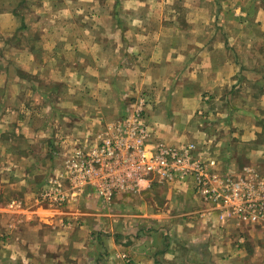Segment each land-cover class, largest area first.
I'll return each mask as SVG.
<instances>
[{
  "label": "crops",
  "instance_id": "0c3cea01",
  "mask_svg": "<svg viewBox=\"0 0 264 264\" xmlns=\"http://www.w3.org/2000/svg\"><path fill=\"white\" fill-rule=\"evenodd\" d=\"M145 92L151 145L263 177L264 0H0V264H264V220L204 203L192 176L71 187L75 151ZM53 181L63 207L41 199Z\"/></svg>",
  "mask_w": 264,
  "mask_h": 264
},
{
  "label": "built area",
  "instance_id": "2783aa9c",
  "mask_svg": "<svg viewBox=\"0 0 264 264\" xmlns=\"http://www.w3.org/2000/svg\"><path fill=\"white\" fill-rule=\"evenodd\" d=\"M146 105L147 100L142 98L132 106L130 115L110 127L99 144L75 151L68 179L73 189L94 184L110 200L114 194L135 191L143 182L173 183L192 176L196 193L204 201L244 220H264V181L257 183V178L251 175L246 180L231 181L232 176L211 174L208 165L215 162L205 165L198 161L192 143L178 147L151 145ZM41 199L63 207L69 196L63 183L53 181V187Z\"/></svg>",
  "mask_w": 264,
  "mask_h": 264
},
{
  "label": "rangeland",
  "instance_id": "374dc122",
  "mask_svg": "<svg viewBox=\"0 0 264 264\" xmlns=\"http://www.w3.org/2000/svg\"><path fill=\"white\" fill-rule=\"evenodd\" d=\"M142 98H144V99H146L147 100V105H146V111H147V109L150 107V105H151V99L149 98V96L147 95V93L145 92V93H142L141 95H139L137 98H135V100H133V102H132V106H135V105H137L139 102H140V100L142 99ZM203 100H204V102L206 103V105L207 104H209V102L208 101H210L211 100V97L210 96H208V95H205V97L203 98ZM130 112H132V108H131V111ZM205 113H206V111L204 110V109H200L198 112H197V114L199 115V116H203L204 118H208L207 116H205ZM259 114H260V112H259ZM263 114V113H262ZM208 115V114H207ZM261 115V114H260ZM125 117H127V116H125ZM124 117V118H125ZM146 118H147V113H146ZM148 122V121H147ZM148 124V123H147ZM113 125L112 124H110V126H109V128L110 127H112ZM149 127V126H148ZM151 136V135H150ZM263 139H264V137H263ZM190 143H192V144H194L195 146H196V148H195V151H194V155H195V157H196V159H198V161H200V162H202L203 164H209L211 161H214L215 163H216V165H217V163H219V162H217V160L216 159H214V158H199L198 157V152H199V149H198V146H197V144L196 143H194V142H190ZM189 143V144H190ZM253 146V145H252ZM214 147V146H213ZM215 148H213V150L211 149V151L213 152V151H215L214 150ZM218 150V149H217ZM208 151V153H206L207 155H208V157H213V156H211V155H213V153L212 152H210V149H208L207 150ZM216 152V151H215ZM215 165V166H216ZM248 168H250V167H245V168H243V169H246V171H248ZM208 171L210 172V169H208ZM211 173V172H210ZM224 173V175L226 174V172H223ZM212 174V173H211ZM233 174V175H232ZM228 175L229 176H232L231 177V181H240L241 179H249L250 177H249V175H251V173L250 174H248L247 173V175L246 176H248V178L245 176V175H241V174H234V172H228ZM261 181H264V176L263 177H261V176H258V178H257V180H256V182L257 183H259V182H261ZM195 188H196V185H195ZM200 199L204 202V203H206V204H212V203H210V202H206V201H204V199H202V197H200Z\"/></svg>",
  "mask_w": 264,
  "mask_h": 264
}]
</instances>
